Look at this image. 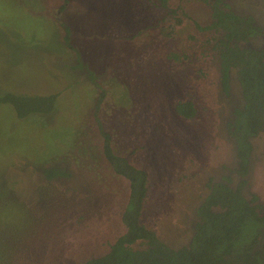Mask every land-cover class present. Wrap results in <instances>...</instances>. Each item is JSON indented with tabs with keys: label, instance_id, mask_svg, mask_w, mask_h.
Wrapping results in <instances>:
<instances>
[{
	"label": "rangeland",
	"instance_id": "rangeland-1",
	"mask_svg": "<svg viewBox=\"0 0 264 264\" xmlns=\"http://www.w3.org/2000/svg\"><path fill=\"white\" fill-rule=\"evenodd\" d=\"M228 2L264 27V0ZM142 3L0 0V95L59 94L49 115L18 119L12 106H0V264H79L114 241L128 183L104 159L94 115L101 90L88 71L106 94L98 118L114 151L136 153L149 173L142 220L161 239L185 244L208 179L232 175L235 145L225 128L243 99L234 76L230 96L221 92L216 55L204 41L211 34L194 25L211 23L210 7L170 0L181 12L176 25L156 5L134 16ZM65 26L79 59L64 43ZM132 34L138 38L126 49ZM112 41L123 52L108 51ZM250 43L262 46L264 37ZM192 98L198 116L178 117L174 103ZM253 146L245 193L264 207V134ZM53 168L69 176L47 179Z\"/></svg>",
	"mask_w": 264,
	"mask_h": 264
},
{
	"label": "trees",
	"instance_id": "trees-1",
	"mask_svg": "<svg viewBox=\"0 0 264 264\" xmlns=\"http://www.w3.org/2000/svg\"><path fill=\"white\" fill-rule=\"evenodd\" d=\"M64 1L66 6L69 0ZM169 1L143 0L134 16H141L143 9L148 11L156 5L165 11L166 17L170 16L176 25H180L181 12L179 8H171ZM185 1H199L210 7L211 24L200 26L194 21V25L200 32L211 34L204 41L215 52L221 92L230 96L233 76L240 85L243 105L233 110L225 128L226 135L235 145L237 165L232 175L208 179L207 194L194 210V225L185 244L173 246L161 239L142 220L149 173L141 167L136 153L121 156L114 151L112 134L98 118L106 94L97 83L96 74L88 71L89 79L101 90L94 115L102 137L103 156L113 173L128 183V198L122 210L116 213L118 225L114 228V241L109 245V251L79 264H264V214L260 213L264 207L257 196L245 193L253 140L264 134V44L258 47L250 43L264 35L263 28L254 17L236 13L226 0ZM64 31L66 47L79 59V53L71 43V28L65 26ZM137 38L136 34L126 38L125 48L127 45L132 47L131 41ZM145 42L140 49L150 44ZM116 44L110 42L107 50L111 53L121 50ZM78 65L73 69L82 66L80 61ZM123 68L126 72L131 70L126 63ZM58 97V93L7 92L0 95V106H12L17 118L25 119L31 115L53 113ZM197 106L195 98L179 101L173 105L174 113L184 120H193L199 113ZM45 176L54 180L69 175L60 168H53L47 169Z\"/></svg>",
	"mask_w": 264,
	"mask_h": 264
},
{
	"label": "flooded vegetation",
	"instance_id": "flooded-vegetation-1",
	"mask_svg": "<svg viewBox=\"0 0 264 264\" xmlns=\"http://www.w3.org/2000/svg\"><path fill=\"white\" fill-rule=\"evenodd\" d=\"M227 2H228V0H226ZM195 2V1H194ZM229 3V2H228ZM230 4V3H229ZM230 6H231V8L236 12V13H238V14H240V15H245V16H252V15H250V13H241L240 11H237L231 4H230ZM252 17H254V16H252ZM211 24V23H210ZM259 24H260V22H259ZM261 25V24H260ZM262 26V25H261ZM262 28H263V32H264V27L262 26ZM260 37H264V35L263 36H260ZM255 39V38H254ZM252 41V40H251ZM218 62V61H217ZM232 82H233V77H232ZM232 86H233V84H232ZM243 104V103H242ZM242 106V105H241ZM241 106H239V107H241ZM237 108V107H236ZM235 109V108H234ZM258 138V137H257ZM233 142V141H232ZM234 143V142H233ZM254 147V146H253ZM254 151V150H253ZM235 154H236V151H235ZM253 155V154H252ZM252 159V158H251ZM250 168H251V161H250ZM250 171H251V169H250ZM250 174V173H249Z\"/></svg>",
	"mask_w": 264,
	"mask_h": 264
}]
</instances>
